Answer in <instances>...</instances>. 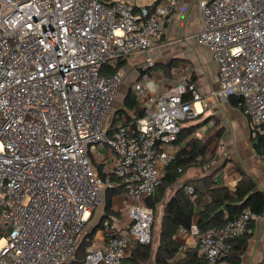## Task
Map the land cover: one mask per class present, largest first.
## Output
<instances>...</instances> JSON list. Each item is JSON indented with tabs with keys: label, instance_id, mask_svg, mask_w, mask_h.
<instances>
[{
	"label": "built area",
	"instance_id": "obj_1",
	"mask_svg": "<svg viewBox=\"0 0 264 264\" xmlns=\"http://www.w3.org/2000/svg\"><path fill=\"white\" fill-rule=\"evenodd\" d=\"M198 6L195 37L217 66L210 96L236 98L250 136L264 141V0ZM176 9V0H0V264H69L104 189H122L131 223L116 230L102 221L85 239L82 264H122L134 245L150 242L145 201L177 150L180 122L207 103L185 82L152 95L136 81L142 116L112 125L123 73L104 68L148 52ZM102 148L103 178L92 163ZM256 218L246 209L222 226L178 234L192 238L204 264H218Z\"/></svg>",
	"mask_w": 264,
	"mask_h": 264
},
{
	"label": "crops",
	"instance_id": "obj_2",
	"mask_svg": "<svg viewBox=\"0 0 264 264\" xmlns=\"http://www.w3.org/2000/svg\"><path fill=\"white\" fill-rule=\"evenodd\" d=\"M129 1L137 5H147L161 0ZM200 1L176 0L177 9L160 40L148 52L132 54L122 60V64L118 70L123 72L125 68H128V71L134 70L137 73L129 87L130 94L131 86L136 81L142 82L147 92L154 95L168 90L180 82L182 83V80L184 81L185 78H191V82L196 87V90L194 89L195 92L201 98L207 100V105L203 109L205 111L206 108L208 109L205 112L206 114H202L203 110L200 115L198 114L192 119L184 120L180 124L183 128L199 122L203 123L204 126L200 129H202L201 134L205 135L207 129H209V123L204 122L208 118L207 115H215L220 120V127L224 131H222L219 140L223 139L221 146L227 152L228 156L226 159L229 161L214 177L218 186L232 189L234 186L228 187V185L231 182L235 185L239 179L238 172L242 171L254 180L257 186L256 190L264 194V160L255 153L256 139L253 141L249 134L250 123L248 118L243 114V108L239 105V101L235 103L236 98L220 101L210 96V93L218 88L217 66L212 60L208 49L198 43L195 37L202 26V17L198 6ZM174 37L176 38L174 39ZM143 58H152V60L142 61ZM129 59L132 61V64L128 63ZM135 61L138 62V64H135L136 67L129 66L136 63ZM141 68L143 69L141 70ZM189 97L191 100L190 95ZM114 112L121 113L123 110H114L113 115ZM121 119H124V117ZM200 129L195 130L193 136L201 138V135L198 133ZM247 133L251 139L247 137ZM102 153H105L104 148L100 149L99 154H96L92 158L94 168H100V173L101 166L99 162ZM198 174L201 175L200 173ZM191 178H194V176L187 177L186 179ZM119 203L122 204V207L118 209L116 207H118ZM125 204L128 205V202L122 192L114 195L111 200L109 218H104L105 208L103 205L101 214L98 218L94 219L96 221L91 224L90 228L88 227L89 222H87L81 237L91 240L97 236L101 222L104 220L109 221L111 224H113L112 221H115L116 226L115 224L113 226L117 227L118 230L126 229L131 221L128 217V207L125 209ZM121 210H126V217L118 219V213L123 212ZM251 225L250 229H248L249 236L246 241V250L240 257L238 264H262L264 262V213L261 217L253 220ZM175 240L180 247L183 245L187 248L192 246V238L188 234L180 235L177 231ZM88 246L89 243L86 242V251L89 249ZM218 264L227 263L225 260L219 258Z\"/></svg>",
	"mask_w": 264,
	"mask_h": 264
},
{
	"label": "trees",
	"instance_id": "obj_3",
	"mask_svg": "<svg viewBox=\"0 0 264 264\" xmlns=\"http://www.w3.org/2000/svg\"><path fill=\"white\" fill-rule=\"evenodd\" d=\"M121 64L122 61H119L114 67H105L104 73L106 75L115 73ZM189 95L190 93L184 96V100L190 101ZM236 102H238L237 99H235ZM142 114L140 104L134 99L132 93H129L123 100V112L114 113L112 125L119 123L122 117L127 123L134 122ZM203 126L204 124L199 122L180 128L175 141L177 150L163 169L160 185L153 196L145 201L153 212L156 205L163 203L167 191L173 188L172 194L164 203L156 249L154 250L150 243L134 245L122 264H204V259L198 254L196 247L187 248L178 254L180 246L175 236L179 228L190 230V227L194 225L199 232H205L234 220L246 209L257 217L263 215L264 194L256 190V183L244 172H238L239 179L232 189L218 186L214 177L229 160L220 161L209 147L211 143L218 142L222 128L218 127L212 135L206 134L207 136L204 135L201 138L193 136L195 130ZM252 139L253 141L256 139L255 153L264 160L263 138ZM95 169L96 173L103 178L100 168ZM189 170H199L201 175L180 182ZM111 179L114 180V178ZM188 188L191 189L190 193L187 191ZM121 192V188L103 190L104 218H109L112 197ZM248 236L249 231L229 240V249L220 259L225 260L227 264H238L246 250ZM85 239L79 238V246L69 264H82L86 254Z\"/></svg>",
	"mask_w": 264,
	"mask_h": 264
},
{
	"label": "rangeland",
	"instance_id": "obj_4",
	"mask_svg": "<svg viewBox=\"0 0 264 264\" xmlns=\"http://www.w3.org/2000/svg\"><path fill=\"white\" fill-rule=\"evenodd\" d=\"M176 37H174V39H175ZM152 60V58H143L142 59V61H146V60ZM136 63H134L133 65H129V66H134V67H136L135 66V64H138V62L137 61H135ZM128 63L130 64H132V61L129 59V61H128ZM143 68H141V70H142ZM123 70V69H122ZM127 70V71H126ZM124 72V73H123ZM123 82H122V85H121V87H120V89H119V94H118V97H117V101H116V103H115V106H114V110H123V100H124V97L126 96V95H128V93H129V87H130V85H131V83L134 81V79H135V77H136V72L133 70V71H128V68H125V70H123ZM144 72V71H143ZM182 82H185V83H187L189 86L191 85L192 87H193V89H195L196 90V87H195V85H194V83L193 82H191V78L189 79V77L188 78H185L184 79V81L182 80ZM181 83V82H180ZM197 93V92H196ZM198 94V93H197ZM199 95V94H198ZM200 96V95H199ZM204 99V98H203ZM206 103H207V100L205 101ZM207 109L208 108H206V111H207ZM204 109L202 108V111H203ZM201 111V112H202ZM205 110L203 111V115L204 114H206L205 112H206ZM200 112V113H201ZM200 113H199V115H200ZM207 119H205L204 120V122H206V123H209V130L207 131V135L208 134H213L215 131H216V129L219 127L220 128V120L217 118V117H215V115H207ZM181 123V122H180ZM222 131H224V129L222 128L221 129ZM201 132H202V129H200V131H198V133L201 135V137H204V135H202L201 134ZM205 134V136H207ZM247 137H249L250 138V136H248V133H247ZM224 139H225V137H224ZM251 139V138H250ZM249 139V140H250ZM251 141V140H250ZM223 143V139H221V140H218V142H213V143H211L210 144V147H209V149H210V151L211 152H214V155H216V156H218V158H219V160L220 161H224L226 158H227V156H228V154H227V152H225L224 151V149L222 148V146H221V144ZM251 145H252V143H251ZM199 170H190V171H188L184 176H183V178L181 179V181L180 182H185L186 180H188V179H186L187 177H191V176H199ZM172 191H173V188L172 189H170V190H168L167 191V194H166V197H165V199H164V201H163V203H160V204H158V205H156L155 206V209H154V211H153V223H152V226H151V228H152V230H151V238H150V244H151V246H152V248L155 250L156 249V247H157V244H158V242H157V233H158V228H159V225H160V223H161V218H162V211H163V207H164V203H165V201L168 199V197L172 194ZM103 204H104V198H103V201L101 202V204L99 205V206H97L93 211H92V213H91V215L89 216V225H88V227L90 228V226H91V224L92 223H94L96 220H94V219H96V218H98V216L101 214V211H102V207H103ZM122 207V204L121 203H119L118 204V207H116V208H121ZM128 207V205H126L125 204V209ZM121 211H123V212H120V213H118V219H123V218H125L126 217V210L124 211V210H121ZM112 223L113 224H115V226H116V223H115V221L113 222L112 221ZM113 224H111L112 226H113ZM154 225V226H153ZM115 226H113L116 230H118L117 229V227H115Z\"/></svg>",
	"mask_w": 264,
	"mask_h": 264
},
{
	"label": "water",
	"instance_id": "obj_5",
	"mask_svg": "<svg viewBox=\"0 0 264 264\" xmlns=\"http://www.w3.org/2000/svg\"><path fill=\"white\" fill-rule=\"evenodd\" d=\"M118 111H121L120 109ZM115 113V112H114Z\"/></svg>",
	"mask_w": 264,
	"mask_h": 264
}]
</instances>
